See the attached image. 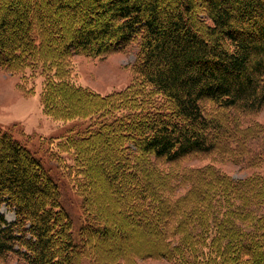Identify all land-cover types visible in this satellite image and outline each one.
<instances>
[{
	"label": "trees",
	"instance_id": "obj_1",
	"mask_svg": "<svg viewBox=\"0 0 264 264\" xmlns=\"http://www.w3.org/2000/svg\"><path fill=\"white\" fill-rule=\"evenodd\" d=\"M53 3L56 13L70 9L75 17L63 27L52 23L42 14ZM137 40V80L126 89L102 96L71 81L69 56H100ZM54 63L59 73L48 69ZM39 66L44 114L63 122L88 119L91 126L70 130L58 143L61 152L74 151L75 165H67L65 175L82 200L85 221L76 241L44 161L0 129V207L15 213L13 223L0 215V256L15 254L23 264H81L85 257L94 264L148 258L264 264V174L234 180L205 168L172 175L155 163L138 167L136 159L149 154L174 163L215 153L241 161L244 136L208 119L203 109L212 103L250 115L264 107V0H0V69L21 75L23 84L26 71ZM127 110L128 117L119 119ZM255 126L246 128L248 135ZM103 142L112 157H84L87 147L102 148ZM151 168L164 175L163 183L151 182ZM98 172L114 194L97 190ZM165 186L175 189L167 198ZM106 197L120 204L124 221L156 241L140 252L101 251L98 241L112 227L104 221L109 209L95 204Z\"/></svg>",
	"mask_w": 264,
	"mask_h": 264
},
{
	"label": "rangeland",
	"instance_id": "obj_2",
	"mask_svg": "<svg viewBox=\"0 0 264 264\" xmlns=\"http://www.w3.org/2000/svg\"><path fill=\"white\" fill-rule=\"evenodd\" d=\"M62 1L67 2V0ZM53 5V7H51V5H49V7L47 6L48 8L46 7V10L42 14L43 17H51L52 23L65 26L68 19L72 20L75 17V13L70 9H63L61 12L56 13L57 4L53 3ZM98 12L99 10L97 13ZM12 16H14V14ZM76 17H78V15ZM75 29L76 28L73 27V31H75ZM139 52L140 46L139 40H137L126 46L125 49L114 52H104L100 56L71 55L67 59L69 60L67 61L68 64L72 66L71 81L77 86L87 87L102 96H106L115 91L124 90L137 80L136 64L139 63ZM55 67L56 63H54V66L50 65L48 68L52 74L59 73ZM43 73L42 66H39L34 72L27 70L25 73L26 80L24 79L22 84L21 75H14L0 69V129L9 131L15 139L19 140L37 157L41 158L42 162L44 161V165L49 169L59 186L62 206L72 221L73 236H75L76 241H80V229L85 221L83 203L81 198L75 194L72 183L65 175L67 165H75V154L73 150L61 152L58 148V143L61 141V143L65 142L64 139L68 136L67 134L70 130L76 133L83 130L85 131L91 126L88 119L63 122L54 120L44 114L40 100L44 82ZM68 73L69 72H67V74ZM139 85L141 84L137 81L136 88L139 89ZM66 98L67 97H65V100ZM71 99L73 100V98ZM68 103L67 108H70L69 97ZM203 112L204 116L208 119L224 123L227 131L234 133L236 137L244 136V139H246L244 146L246 154L244 151V154L242 152L240 162L237 163L233 161V159L227 155L215 153L185 157L174 163H167L164 159H154L149 154L144 156L137 154L138 158H136V156L135 158L142 162H137V166L150 168L151 165H153L152 163H155L156 167L158 166L163 170H169L172 175L175 173L177 175H181L182 173L186 174V172L192 169L213 168L234 180H242L251 175H263L264 157L262 161H258L257 159L260 154L264 155V107L257 114L253 113L248 115L238 112V110H224L212 103H206ZM129 113L130 110H127L118 117L119 119H124L128 117ZM251 125H256V129L252 134L248 135V130H246V128ZM232 130H235V132ZM64 147L69 148L68 145H64ZM96 151H100L102 154L96 153ZM114 153V151L111 152L108 150V143L103 142L102 148H98V146L91 144L84 151L83 155L84 157H89L88 159H94L96 157H112ZM230 156L234 158V156ZM57 157L63 159L61 165L57 162ZM47 158H50L51 161ZM248 158H253L254 162L257 160L255 165H252ZM97 161H99V159H97ZM63 163L65 165H63ZM152 170L154 169H149L148 173L155 175L153 172H156V175L151 182L163 183L164 175L159 171ZM142 174L143 173L140 172L141 176ZM102 177V172H98V176L95 177V182L97 183L95 187L97 190H101L103 193H110L111 195L114 194L115 191L112 186L104 183L103 180H101ZM164 189V197L166 198L170 197L166 195V192L172 193V191L175 190L172 188L173 190L170 191L171 188L169 186H165ZM177 190L178 189H176V195H181L182 191ZM124 195L123 192L122 196ZM172 198L168 199L167 203L171 202ZM105 199V202L97 201L95 204L97 208L105 206L109 209L106 210L108 214L104 216V221L107 224L109 223L110 227H112V229L106 233L105 238L98 241L97 245L101 251L107 254L117 252H122L123 254L140 252L144 248V244L147 245L148 243L156 241L157 238L152 235L146 237L145 233H143L136 224H132L130 221H124L121 218L119 203H113L111 199L107 197ZM0 215L7 223H13L15 220L14 210L8 208L6 205L0 207ZM121 233H126L128 238H123ZM15 249L17 250V248ZM0 264H23V260L19 259L15 254L7 253L5 256H0ZM81 264L94 263L91 258L85 257L81 260ZM135 264L168 263L148 258L137 259Z\"/></svg>",
	"mask_w": 264,
	"mask_h": 264
}]
</instances>
